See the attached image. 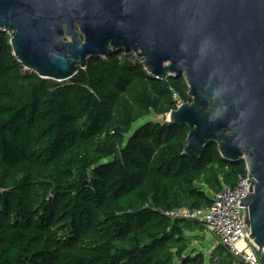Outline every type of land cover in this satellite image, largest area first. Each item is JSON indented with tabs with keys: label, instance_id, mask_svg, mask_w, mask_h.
<instances>
[{
	"label": "trees",
	"instance_id": "1",
	"mask_svg": "<svg viewBox=\"0 0 264 264\" xmlns=\"http://www.w3.org/2000/svg\"><path fill=\"white\" fill-rule=\"evenodd\" d=\"M124 53L59 83L0 33V264H243L222 246L189 252L204 227L163 211L207 209L246 163L217 144L186 155L192 128L152 120L192 102L185 78L157 80Z\"/></svg>",
	"mask_w": 264,
	"mask_h": 264
},
{
	"label": "water",
	"instance_id": "2",
	"mask_svg": "<svg viewBox=\"0 0 264 264\" xmlns=\"http://www.w3.org/2000/svg\"><path fill=\"white\" fill-rule=\"evenodd\" d=\"M19 63L66 82L89 60L134 52L157 80L185 78L192 103L167 118L192 128L184 153L218 145L245 161L242 219L264 264V0H0V33Z\"/></svg>",
	"mask_w": 264,
	"mask_h": 264
},
{
	"label": "built area",
	"instance_id": "3",
	"mask_svg": "<svg viewBox=\"0 0 264 264\" xmlns=\"http://www.w3.org/2000/svg\"><path fill=\"white\" fill-rule=\"evenodd\" d=\"M245 162V161H244ZM247 173L238 178L237 185L224 188L213 197V204L207 209H189L185 207L163 211V215L172 221H190L201 224L216 238L222 246L243 264H261L256 248L249 234L248 226L242 219V200L251 196V176ZM247 227V228H246Z\"/></svg>",
	"mask_w": 264,
	"mask_h": 264
},
{
	"label": "crops",
	"instance_id": "4",
	"mask_svg": "<svg viewBox=\"0 0 264 264\" xmlns=\"http://www.w3.org/2000/svg\"><path fill=\"white\" fill-rule=\"evenodd\" d=\"M189 235L193 236V239L195 241H196V238L200 240L199 243L201 244L202 249L199 251L201 253H204L207 259L210 258V256L212 255V253L215 251V249L218 246L216 238L212 236L210 233H208L206 230L203 233L191 232Z\"/></svg>",
	"mask_w": 264,
	"mask_h": 264
},
{
	"label": "rangeland",
	"instance_id": "5",
	"mask_svg": "<svg viewBox=\"0 0 264 264\" xmlns=\"http://www.w3.org/2000/svg\"><path fill=\"white\" fill-rule=\"evenodd\" d=\"M5 34L8 36V37H10L11 38V32H5ZM132 54V56H134L137 60H139L141 63H142V59L141 58H139L138 56H137V54L136 53H134V52H128V53H124V55L122 56V58H124V57H127V56H130ZM104 58H106V57H104ZM143 64V63H142ZM170 78V77H169ZM185 81H186V79H185ZM63 83V82H62ZM65 83V82H64ZM68 83V82H67ZM186 83H187V81H186ZM188 85V84H187ZM189 94V93H188ZM191 98V97H190ZM192 99V98H191ZM192 103V102H191ZM152 120H154V121H167V120H164L162 117H158V118H156V117H153L152 118ZM189 237L190 238H192L193 236H190L189 235ZM201 238V237H200ZM199 241L200 240H198V238H196V241L194 240V239H192V245H191V247H190V250H189V252H191V251H196V252H200L199 250H201L202 248H201V244L199 243ZM202 241V240H201ZM207 254V253H206Z\"/></svg>",
	"mask_w": 264,
	"mask_h": 264
}]
</instances>
